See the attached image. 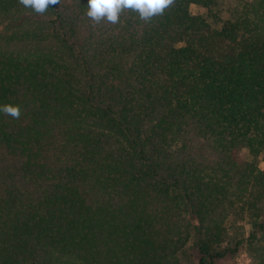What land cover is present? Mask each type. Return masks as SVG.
Masks as SVG:
<instances>
[{
    "label": "trees",
    "instance_id": "trees-1",
    "mask_svg": "<svg viewBox=\"0 0 264 264\" xmlns=\"http://www.w3.org/2000/svg\"><path fill=\"white\" fill-rule=\"evenodd\" d=\"M215 3L0 0V264H264V0L221 29Z\"/></svg>",
    "mask_w": 264,
    "mask_h": 264
},
{
    "label": "clouds",
    "instance_id": "clouds-1",
    "mask_svg": "<svg viewBox=\"0 0 264 264\" xmlns=\"http://www.w3.org/2000/svg\"><path fill=\"white\" fill-rule=\"evenodd\" d=\"M60 0H19L26 9H31L37 14L49 11V5L59 4ZM173 3V0H88L87 17L97 23L106 20L116 24L120 21L121 13L128 9L138 13L141 20H150L156 15H161ZM0 113L13 118L20 117V109L13 105H0Z\"/></svg>",
    "mask_w": 264,
    "mask_h": 264
},
{
    "label": "rangeland",
    "instance_id": "rangeland-1",
    "mask_svg": "<svg viewBox=\"0 0 264 264\" xmlns=\"http://www.w3.org/2000/svg\"><path fill=\"white\" fill-rule=\"evenodd\" d=\"M254 2H256V0H216L212 8L206 9L197 5H192L190 11L193 15L201 16L206 19L213 28L221 29L224 27L226 21L229 19L233 20L234 17L239 14L240 7L242 8ZM261 168H264V163L261 164ZM231 226L232 225L229 227ZM247 229L249 228L247 227ZM180 260L181 264H199L198 253L193 242L187 245L181 254ZM218 264H253V261L246 250V246L243 244L239 247L238 251L220 260Z\"/></svg>",
    "mask_w": 264,
    "mask_h": 264
}]
</instances>
